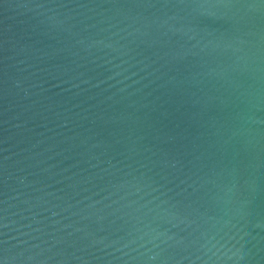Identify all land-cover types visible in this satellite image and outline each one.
<instances>
[{
  "label": "water",
  "instance_id": "1",
  "mask_svg": "<svg viewBox=\"0 0 264 264\" xmlns=\"http://www.w3.org/2000/svg\"><path fill=\"white\" fill-rule=\"evenodd\" d=\"M0 264H264V0H0Z\"/></svg>",
  "mask_w": 264,
  "mask_h": 264
}]
</instances>
